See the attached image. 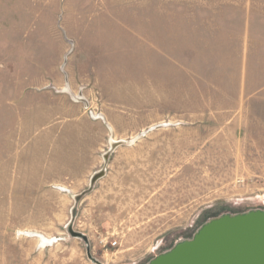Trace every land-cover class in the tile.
Here are the masks:
<instances>
[{
	"label": "rangeland",
	"instance_id": "1",
	"mask_svg": "<svg viewBox=\"0 0 264 264\" xmlns=\"http://www.w3.org/2000/svg\"><path fill=\"white\" fill-rule=\"evenodd\" d=\"M256 210L264 0H0V264H148Z\"/></svg>",
	"mask_w": 264,
	"mask_h": 264
},
{
	"label": "water",
	"instance_id": "2",
	"mask_svg": "<svg viewBox=\"0 0 264 264\" xmlns=\"http://www.w3.org/2000/svg\"><path fill=\"white\" fill-rule=\"evenodd\" d=\"M148 264H264V210L215 218Z\"/></svg>",
	"mask_w": 264,
	"mask_h": 264
},
{
	"label": "built area",
	"instance_id": "3",
	"mask_svg": "<svg viewBox=\"0 0 264 264\" xmlns=\"http://www.w3.org/2000/svg\"><path fill=\"white\" fill-rule=\"evenodd\" d=\"M104 242V245L107 244V242L103 241ZM118 242L117 241H114L113 243H111L112 245H116Z\"/></svg>",
	"mask_w": 264,
	"mask_h": 264
},
{
	"label": "bare ground",
	"instance_id": "4",
	"mask_svg": "<svg viewBox=\"0 0 264 264\" xmlns=\"http://www.w3.org/2000/svg\"><path fill=\"white\" fill-rule=\"evenodd\" d=\"M47 242V241H46Z\"/></svg>",
	"mask_w": 264,
	"mask_h": 264
}]
</instances>
